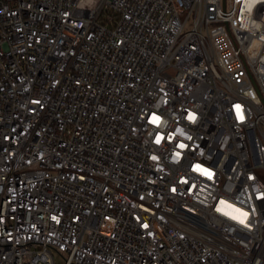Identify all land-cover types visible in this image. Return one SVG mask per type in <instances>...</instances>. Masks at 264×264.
I'll use <instances>...</instances> for the list:
<instances>
[{
  "label": "built area",
  "instance_id": "2783aa9c",
  "mask_svg": "<svg viewBox=\"0 0 264 264\" xmlns=\"http://www.w3.org/2000/svg\"><path fill=\"white\" fill-rule=\"evenodd\" d=\"M54 252L264 264V0H0V264Z\"/></svg>",
  "mask_w": 264,
  "mask_h": 264
},
{
  "label": "rangeland",
  "instance_id": "374dc122",
  "mask_svg": "<svg viewBox=\"0 0 264 264\" xmlns=\"http://www.w3.org/2000/svg\"><path fill=\"white\" fill-rule=\"evenodd\" d=\"M54 261H55V264H64V254L54 252Z\"/></svg>",
  "mask_w": 264,
  "mask_h": 264
},
{
  "label": "snow or ice",
  "instance_id": "6c2138e0",
  "mask_svg": "<svg viewBox=\"0 0 264 264\" xmlns=\"http://www.w3.org/2000/svg\"><path fill=\"white\" fill-rule=\"evenodd\" d=\"M236 108H237V110H238V112H239L240 106H239V105H236ZM240 118L243 119V116L241 115ZM181 147H183V145H181ZM222 203H224V202L222 201ZM237 211H239V210H237ZM247 215H248L247 213H243V216H244V217H247ZM234 218H235V217H234ZM240 222L243 223L244 221L241 220Z\"/></svg>",
  "mask_w": 264,
  "mask_h": 264
}]
</instances>
